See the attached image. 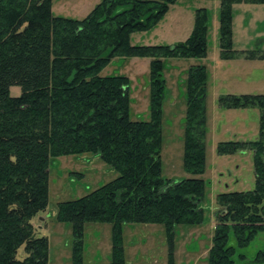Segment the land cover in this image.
Instances as JSON below:
<instances>
[{"label": "trees", "instance_id": "trees-1", "mask_svg": "<svg viewBox=\"0 0 264 264\" xmlns=\"http://www.w3.org/2000/svg\"><path fill=\"white\" fill-rule=\"evenodd\" d=\"M52 0H0V264H47L48 240L35 236L32 218L48 202L49 162L63 155L92 153L117 172L87 194L57 203L55 219L71 226V264H83L85 223L111 224L110 260L125 264L126 223L165 226L168 263L173 264L175 226L203 220L205 96L207 72L191 65L185 82L183 167L194 177L162 175L164 62L201 58L207 52L209 14L195 9L184 41L137 45L131 35L152 30L177 0H100L81 19L54 15ZM220 0L219 47L232 54L230 4ZM264 3V0H249ZM116 57H148L149 118L129 115V78L101 75ZM18 86L20 93L11 95ZM223 109L258 108L257 138L217 142L218 155L250 151L254 185L216 194L209 264H234L236 247L264 231V94H223ZM230 237L234 244H229ZM20 251L24 256H20ZM240 264H264V246Z\"/></svg>", "mask_w": 264, "mask_h": 264}, {"label": "rangeland", "instance_id": "rangeland-1", "mask_svg": "<svg viewBox=\"0 0 264 264\" xmlns=\"http://www.w3.org/2000/svg\"><path fill=\"white\" fill-rule=\"evenodd\" d=\"M100 0H52L54 15L81 19ZM220 0H177L171 4L157 25L146 32L131 35L137 45H171L184 41L194 25L195 9L209 14L207 52L201 58L170 57L164 62L165 97L162 104L161 167L165 178L179 180L194 177L183 167V139L186 109L185 82L191 65L202 64L207 72L205 96V170L196 175L205 180L200 207L203 220L195 225H177L173 235V264H209L208 250L214 233L216 194L249 190L254 185L250 151L218 155L217 142L254 140L258 133V108L218 106L220 95L264 94V3L238 0L230 4L232 54L223 57L219 47L218 11ZM101 75H125L129 78V115L134 120L149 118L150 87L148 57H116ZM16 96L18 86L10 88ZM48 202L32 218L35 236L48 240L47 264H71V226L55 219L57 203L81 197L118 174L97 155L84 153L63 155L49 162ZM40 217H44L40 220ZM83 264H100L110 260L111 224L85 223ZM229 244H234L230 237ZM125 264H167L168 240L165 226L158 223H126L122 229ZM264 246V231H259L245 247H236L234 264H240L239 253L250 260ZM20 256L24 252L20 251Z\"/></svg>", "mask_w": 264, "mask_h": 264}, {"label": "crops", "instance_id": "crops-1", "mask_svg": "<svg viewBox=\"0 0 264 264\" xmlns=\"http://www.w3.org/2000/svg\"><path fill=\"white\" fill-rule=\"evenodd\" d=\"M44 217H40L39 219L42 220Z\"/></svg>", "mask_w": 264, "mask_h": 264}]
</instances>
